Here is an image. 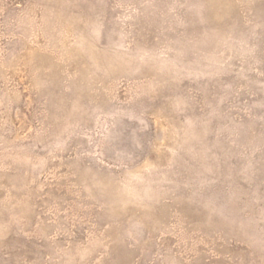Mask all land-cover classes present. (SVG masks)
<instances>
[{
    "label": "rangeland",
    "instance_id": "1",
    "mask_svg": "<svg viewBox=\"0 0 264 264\" xmlns=\"http://www.w3.org/2000/svg\"><path fill=\"white\" fill-rule=\"evenodd\" d=\"M0 264H264V0H0Z\"/></svg>",
    "mask_w": 264,
    "mask_h": 264
}]
</instances>
